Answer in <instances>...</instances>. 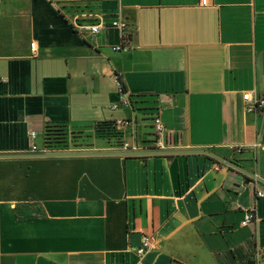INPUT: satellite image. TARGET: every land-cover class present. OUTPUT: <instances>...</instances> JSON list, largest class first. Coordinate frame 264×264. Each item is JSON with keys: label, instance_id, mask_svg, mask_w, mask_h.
<instances>
[{"label": "crops", "instance_id": "1", "mask_svg": "<svg viewBox=\"0 0 264 264\" xmlns=\"http://www.w3.org/2000/svg\"><path fill=\"white\" fill-rule=\"evenodd\" d=\"M77 16L127 23L130 48ZM0 79V155H25L0 159V264H264V184L206 155L30 156L50 123L90 137L63 153L119 151L102 123L149 151L153 113L168 151L264 180V113L244 100L264 95V0H2Z\"/></svg>", "mask_w": 264, "mask_h": 264}, {"label": "built area", "instance_id": "2", "mask_svg": "<svg viewBox=\"0 0 264 264\" xmlns=\"http://www.w3.org/2000/svg\"><path fill=\"white\" fill-rule=\"evenodd\" d=\"M1 3H2V0H0V8H1ZM203 4L207 5V1H204ZM81 18L82 17H80V16H77L75 18V22L72 26L74 30L83 31V30L87 29L91 33V36L95 38L100 33L108 30L109 28L116 29L122 33L123 43L121 45L116 46L114 48V51L121 52V51H126L130 48V45L128 43H126V41H127L126 33L129 29V26L127 23H125L123 21H114L111 23V26L109 27L104 21H100L95 25H92L88 28H85V27H83L77 23V21H79ZM31 49L33 52H35V44H32ZM1 81H2V79H0V82ZM125 92H123V86H122L121 93L124 95V94H126ZM122 99H123L124 104H128L127 100H125L124 98H122ZM244 100L248 104V107H247L248 111H250V112L258 111V112L264 113V95H261V96L255 98V97H253V95L251 93H246L244 95ZM116 108H117V106L114 107V109H116ZM154 127H155V133H156V141H155L154 148L150 149L149 151H167V146H166V141H165L166 129H165V126L159 117H157L155 119ZM35 137H36V134L32 133L31 138L35 139ZM32 150L34 151V153H39L38 148L36 146H33ZM241 150L242 149H238V151H241ZM119 151H131L132 152V151H139V150L132 149L129 144L125 143L123 149H121ZM260 196H263V194H260ZM255 218L256 217H255V214L253 211L248 212L243 225L247 226V225L253 223L255 221ZM152 246L153 245H152L151 238L150 237H144L142 245L136 250L137 256H138L140 261L146 256V254L150 251ZM141 264H143V263H141Z\"/></svg>", "mask_w": 264, "mask_h": 264}, {"label": "trees", "instance_id": "3", "mask_svg": "<svg viewBox=\"0 0 264 264\" xmlns=\"http://www.w3.org/2000/svg\"><path fill=\"white\" fill-rule=\"evenodd\" d=\"M73 28V27H72ZM123 86V85H122ZM123 92L125 88L123 87ZM153 123L154 127V114H145ZM96 137L101 139L106 145L112 149H123L125 144L124 134L114 124L102 123L95 127ZM44 147L43 151L46 153H63L73 150H80L90 148L92 146L90 137L80 132H71L66 124L63 123H50L44 129ZM156 137V134L154 135ZM88 144L85 142H88Z\"/></svg>", "mask_w": 264, "mask_h": 264}, {"label": "water", "instance_id": "4", "mask_svg": "<svg viewBox=\"0 0 264 264\" xmlns=\"http://www.w3.org/2000/svg\"><path fill=\"white\" fill-rule=\"evenodd\" d=\"M206 155L233 170H236L243 175L250 177L260 183L264 184V180L256 175L246 171L240 165H238L234 161L227 160L216 153L208 150H173V151H112V152H80V153H36L34 157H86V156H168V155ZM25 155H0V159L2 158H18L24 157Z\"/></svg>", "mask_w": 264, "mask_h": 264}, {"label": "rangeland", "instance_id": "5", "mask_svg": "<svg viewBox=\"0 0 264 264\" xmlns=\"http://www.w3.org/2000/svg\"><path fill=\"white\" fill-rule=\"evenodd\" d=\"M98 140H99L100 142H103V141H102L101 139H99V138H98ZM87 141H88V142H85L86 144H88L90 140H87Z\"/></svg>", "mask_w": 264, "mask_h": 264}]
</instances>
